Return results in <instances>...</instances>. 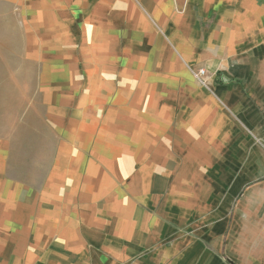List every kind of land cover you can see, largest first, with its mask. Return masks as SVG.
<instances>
[{"label":"crops","instance_id":"crops-1","mask_svg":"<svg viewBox=\"0 0 264 264\" xmlns=\"http://www.w3.org/2000/svg\"><path fill=\"white\" fill-rule=\"evenodd\" d=\"M262 147L264 0H0V264H264Z\"/></svg>","mask_w":264,"mask_h":264},{"label":"built area","instance_id":"built-area-1","mask_svg":"<svg viewBox=\"0 0 264 264\" xmlns=\"http://www.w3.org/2000/svg\"><path fill=\"white\" fill-rule=\"evenodd\" d=\"M206 74V71L201 69L194 73V77L198 82L205 83L204 76Z\"/></svg>","mask_w":264,"mask_h":264},{"label":"rangeland","instance_id":"rangeland-1","mask_svg":"<svg viewBox=\"0 0 264 264\" xmlns=\"http://www.w3.org/2000/svg\"><path fill=\"white\" fill-rule=\"evenodd\" d=\"M259 143H260V142H259ZM260 149L262 150V149H264V148L262 147V148H260Z\"/></svg>","mask_w":264,"mask_h":264}]
</instances>
